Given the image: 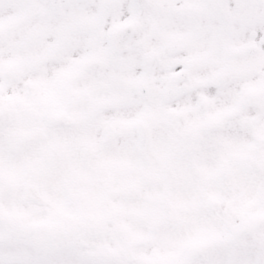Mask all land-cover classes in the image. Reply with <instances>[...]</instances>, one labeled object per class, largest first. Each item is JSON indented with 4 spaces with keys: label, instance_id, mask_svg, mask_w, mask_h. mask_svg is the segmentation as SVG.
Wrapping results in <instances>:
<instances>
[{
    "label": "snow or ice",
    "instance_id": "1",
    "mask_svg": "<svg viewBox=\"0 0 264 264\" xmlns=\"http://www.w3.org/2000/svg\"><path fill=\"white\" fill-rule=\"evenodd\" d=\"M0 264H264V0H0Z\"/></svg>",
    "mask_w": 264,
    "mask_h": 264
}]
</instances>
